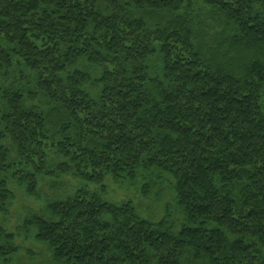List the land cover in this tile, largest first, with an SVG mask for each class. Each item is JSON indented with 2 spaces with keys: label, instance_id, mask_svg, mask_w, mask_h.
<instances>
[{
  "label": "trees",
  "instance_id": "obj_1",
  "mask_svg": "<svg viewBox=\"0 0 264 264\" xmlns=\"http://www.w3.org/2000/svg\"><path fill=\"white\" fill-rule=\"evenodd\" d=\"M154 172L181 220L106 201ZM66 176L0 264H264V0H0V212Z\"/></svg>",
  "mask_w": 264,
  "mask_h": 264
},
{
  "label": "rangeland",
  "instance_id": "obj_2",
  "mask_svg": "<svg viewBox=\"0 0 264 264\" xmlns=\"http://www.w3.org/2000/svg\"><path fill=\"white\" fill-rule=\"evenodd\" d=\"M52 158H54V156H52ZM157 177L158 175L156 173L153 177H151V175H145V178H140L138 182L134 184L129 182L116 183L109 177L105 181L107 187L105 199L108 202L117 204L133 201L141 215L153 221L160 220L164 216L165 207L169 206L175 210L176 220H181L176 209V203L171 188L173 179L167 175H163L164 179H158ZM151 179L153 187L150 189L149 196L145 197L143 195V187L145 185H150ZM158 180V185L154 187V184ZM59 183L62 185L56 194L52 186H50V179H42V200L40 201L28 197L23 189L12 183L10 188L14 191L16 198L10 205L8 214L4 215L0 212V225L9 232H17L18 229L22 227L27 217L36 213L39 215L44 214V208L49 200L62 195H72L77 188L87 187L86 183L74 179L71 176L62 178ZM90 190L102 193L101 188L95 185H90ZM31 236L32 235L27 237L26 233L23 232V234L17 237L16 244L21 248V252L11 258L10 264H52L50 252H48L46 247L42 244L35 242ZM29 252H32L33 256L29 255Z\"/></svg>",
  "mask_w": 264,
  "mask_h": 264
}]
</instances>
